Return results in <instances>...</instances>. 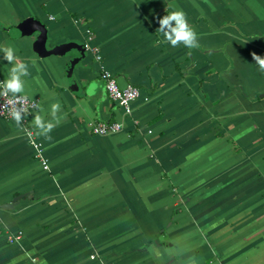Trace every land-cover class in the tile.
Returning a JSON list of instances; mask_svg holds the SVG:
<instances>
[{"label":"crops","instance_id":"crops-1","mask_svg":"<svg viewBox=\"0 0 264 264\" xmlns=\"http://www.w3.org/2000/svg\"><path fill=\"white\" fill-rule=\"evenodd\" d=\"M177 10L198 48L156 31ZM29 15L48 23L51 44L90 42L78 90L72 54L40 55L21 34ZM8 46L28 65L41 114L57 101L61 112L51 139L36 135L34 111L22 127L0 115V202L27 193L0 206V264L264 263V73L251 56H264V0H0ZM103 68L140 88L131 113L109 96ZM99 120L123 128L95 133Z\"/></svg>","mask_w":264,"mask_h":264},{"label":"clouds","instance_id":"clouds-1","mask_svg":"<svg viewBox=\"0 0 264 264\" xmlns=\"http://www.w3.org/2000/svg\"><path fill=\"white\" fill-rule=\"evenodd\" d=\"M156 22L159 24L156 31L161 33L164 41L172 47L182 44L188 49H194L200 46L197 33L188 23L183 11L177 10L157 17ZM0 53H3L2 59L12 65L8 78L0 81V98L5 101L0 108L6 109L16 125L22 127L25 117L29 114L28 106L31 105L34 109L32 123L36 135L51 139L50 133L60 123L61 104L57 101L50 105L48 112L50 119L42 115L44 112L42 106L34 100L30 101L26 95L24 77L29 75L28 65L19 61L13 47H0ZM251 56L259 70L264 73V56L255 52H252ZM189 264H195V261H189Z\"/></svg>","mask_w":264,"mask_h":264},{"label":"built area","instance_id":"built-area-1","mask_svg":"<svg viewBox=\"0 0 264 264\" xmlns=\"http://www.w3.org/2000/svg\"><path fill=\"white\" fill-rule=\"evenodd\" d=\"M89 40L92 38V33L89 30ZM87 47H90V42H86ZM95 49V48H94ZM97 51V49H96ZM99 56V55H98ZM101 76L105 81L106 88L108 90V94L111 97L113 101H116L120 105H122L125 108L126 112H132V101L137 98V96L140 93V88L133 84L129 83L125 86H121L116 76L108 69L103 68L101 71ZM4 79L0 78V81H3ZM30 101L34 100L39 103L38 99L28 96ZM4 99L0 98V106L4 104ZM34 111V109L31 107V105L28 106V112L29 114ZM28 114V115H29ZM0 115L5 117H10L7 110L0 108ZM27 115V116H28ZM92 131L99 134H109L114 133L123 128V122L118 120H99V121H92ZM27 135L29 136V139L31 143L33 144L36 156L43 162L44 166L46 168H49V162L47 157L44 154V147L40 140H38L35 137L34 131L32 129L26 130ZM22 230H19L18 232H13L8 235V238L10 241H16L19 240L22 236ZM264 264V263H263Z\"/></svg>","mask_w":264,"mask_h":264},{"label":"water","instance_id":"water-1","mask_svg":"<svg viewBox=\"0 0 264 264\" xmlns=\"http://www.w3.org/2000/svg\"><path fill=\"white\" fill-rule=\"evenodd\" d=\"M21 34L34 36V48L40 55H48L52 53H70V57L67 63V73L71 78V85L73 89L78 90L79 83L74 77V69L81 63V61L88 55V47L86 42L78 41L76 39H69L61 42L51 44L52 32L48 23L40 17L35 15H29L25 17L19 23ZM27 193H18L9 202H0V206L4 207H15L22 196Z\"/></svg>","mask_w":264,"mask_h":264}]
</instances>
